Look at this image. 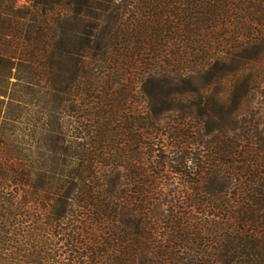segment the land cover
<instances>
[{
  "label": "trees",
  "instance_id": "obj_1",
  "mask_svg": "<svg viewBox=\"0 0 264 264\" xmlns=\"http://www.w3.org/2000/svg\"><path fill=\"white\" fill-rule=\"evenodd\" d=\"M115 11L131 16L73 51L58 13L38 20L0 0V264H264L257 124L222 139L186 119L161 132L130 92L142 67L204 69L264 46V0H123ZM32 104L37 119L24 123ZM4 108L17 111L9 134ZM169 167L183 182L166 193L148 171Z\"/></svg>",
  "mask_w": 264,
  "mask_h": 264
},
{
  "label": "rangeland",
  "instance_id": "obj_2",
  "mask_svg": "<svg viewBox=\"0 0 264 264\" xmlns=\"http://www.w3.org/2000/svg\"><path fill=\"white\" fill-rule=\"evenodd\" d=\"M13 1L17 9L35 10L38 20L42 19L45 11L49 16L58 13L64 28L60 39L64 40L68 48L73 51L95 28L114 23L117 19L127 20L131 16V11L125 14L115 11L116 6L123 3V0ZM263 51L264 46L261 45L243 52L239 57L214 62L204 69L202 66L193 70H190L192 68L189 66L184 68L180 66L173 71H170L172 68L169 67L167 70L169 72H164L156 69L149 71L147 67H142L138 71V76L144 79L137 82L138 84L134 81L131 83L130 92L131 95L133 94L131 104L133 107L145 105L151 115L149 120L155 122L161 132L168 131L171 126L186 119L194 123L196 128L201 123L206 125L203 131L209 135L205 139H211L217 134L222 139L232 136V131L241 132V126L245 125L246 120L252 121L250 123L252 128L257 124L259 132L264 135V57L258 63L254 61L255 58L259 59ZM145 52L138 59L148 60L153 55L149 50ZM99 72L100 69L94 67L93 73L98 75ZM239 73L243 74L244 79L242 78L241 81L236 79ZM141 90L143 93L140 92ZM1 105L0 103V107ZM3 105L6 107L7 101ZM25 108L21 121L34 122L37 117L29 115L27 109L35 112L37 107L32 104ZM14 110L15 113L12 110L7 113L4 108L3 115L7 113V120L1 122L7 134L13 132L10 120L17 112L16 109ZM73 113L74 119L77 121L81 119L82 112ZM82 122L87 123L89 128V122L82 119L77 126L81 127ZM82 128H78L75 134L87 135V131H83ZM220 130L226 131L227 136L219 133ZM122 138L126 150L132 152L135 143L131 134L128 136L124 133ZM119 169L123 175L121 178L123 184L135 182L133 176L129 174L126 163H123ZM166 170L158 174V170L152 168L148 173L154 177L153 183L163 186L168 193L183 180L179 174L173 172L174 169L169 167ZM162 200L168 201L170 197L163 196Z\"/></svg>",
  "mask_w": 264,
  "mask_h": 264
}]
</instances>
